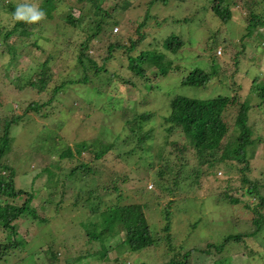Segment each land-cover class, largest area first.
<instances>
[{
  "label": "rangeland",
  "instance_id": "374dc122",
  "mask_svg": "<svg viewBox=\"0 0 264 264\" xmlns=\"http://www.w3.org/2000/svg\"><path fill=\"white\" fill-rule=\"evenodd\" d=\"M73 1L69 0V3ZM118 1L105 0L103 8L113 11ZM150 1L131 0L132 4L125 12L116 14L114 19L120 23L109 26L110 35L101 34L102 37L89 40L88 55L96 58L100 66L104 65L101 76H109L111 84L98 80L65 86L64 91L51 102L52 105L42 112L48 116L42 113L25 115L23 121L13 127L16 142L13 152L5 159L16 169L17 187L36 191L33 205L42 215H47L49 223L21 219L19 229L27 242L10 257L14 261L12 264H66L71 256L77 258L73 264H166L173 255L166 244L124 251L122 242L116 249L111 235L98 242L99 254L102 255L99 259H92L99 255L91 250L92 245H89L92 243L85 247L88 257L78 259L87 236L81 227V221L85 219L81 216V203L75 202L80 200L81 194L99 185L109 187L110 195L105 196V201H116L121 191L123 203L148 205L145 211L154 231H159L170 221L164 216L165 210H169L173 241L176 246L184 248L182 252L194 250L190 255L193 264H214L224 254L226 257L230 254L231 264H264V221L257 236L231 241L224 252H216V249L210 255L202 252L207 244H218L230 234L255 232L257 228L254 205L260 199L249 194L246 184V189L240 188L241 174L236 170L244 163L236 162L230 173L225 165H216L210 175L192 179L194 189L190 190L189 182L183 186L181 183L174 194L159 188L156 181L161 167L160 154L170 158L174 170L184 163L187 164L185 172H191L192 167L199 163L194 157V147L186 137L179 132L167 136L169 133L163 125V117L169 113V102L178 95L210 99L221 94L233 95L237 91L242 101L251 98L253 107L249 124L255 139H258L255 156L264 155V101L259 95L260 90L255 88L259 82H264V27L255 29L252 36H244L247 32L245 17L249 10L242 0H226L232 4L233 17L225 24L214 15L211 0H168L167 3L159 0L153 4ZM13 2L17 6L27 4L41 11V0ZM88 7L85 19L77 26L65 21L56 11L53 19L44 13L43 18L30 23V35L16 33L10 37L9 41L22 53L18 60L12 61L8 74L0 67V102L10 107H0L1 114H24L33 101L46 102L50 98L49 92L38 91V87L16 84H26L30 75L38 78L37 71L45 61L56 79L70 78V74L80 68L77 64L80 45L91 36L88 25H94L96 20L93 12H87ZM59 8L66 10L68 6L63 3ZM257 10L263 13L264 3L257 6ZM73 13L78 17L81 8L75 5ZM147 15L150 16L148 22L139 29ZM1 17L6 24L15 22L13 14L8 11H4ZM173 33L185 42L175 53L163 44L164 38ZM141 35L142 39L138 40ZM242 37L246 55H241L237 66V48L225 46L230 39L238 41ZM119 41L126 48L109 52V45ZM133 41H136L135 48H131ZM146 49L165 52V59L172 60L167 74L159 73L155 64H149L145 69L146 76L131 68L130 58L137 57ZM216 49L217 55L214 54ZM108 56L110 59L106 60ZM1 57L0 65L11 60L9 53L1 56L0 52ZM213 61L219 66V75L213 76L206 86L182 84L181 78L189 69L198 66L209 69ZM83 72L78 70L72 77L83 75ZM135 111L154 114L148 125L152 129V137L146 143L149 153L139 147L134 153L129 152L135 145L132 138L129 139L132 134L125 127V120ZM83 141L115 142V148L100 159L95 158L91 149L83 150L74 159L61 156L66 146ZM182 151L184 153H180ZM81 161L87 163L92 171L88 174L80 171L77 177H70L71 169ZM249 163L251 170L247 175L260 183L259 190L264 195V157L260 161L249 157ZM115 184L120 191L115 190ZM100 190L101 193L106 192L105 189ZM226 190L242 201L232 205L223 196ZM48 196H52L55 203L43 209V199ZM55 204L60 206L59 210ZM260 210L264 214V207ZM7 233L0 228V240L5 239ZM162 233L165 234L164 231ZM20 249L25 250L24 255L18 254ZM51 253H58V259ZM106 254L110 257L108 260H104ZM117 256L120 262L116 260ZM198 257L202 259H195Z\"/></svg>",
  "mask_w": 264,
  "mask_h": 264
},
{
  "label": "trees",
  "instance_id": "16d2710c",
  "mask_svg": "<svg viewBox=\"0 0 264 264\" xmlns=\"http://www.w3.org/2000/svg\"><path fill=\"white\" fill-rule=\"evenodd\" d=\"M13 1L14 0H0V52L1 56H5L7 53L11 55L9 63H2V65H0V67L5 70L6 74L9 73L12 61L18 60L22 53L18 46L9 41L10 37L16 33H19L20 35H30L32 33V30L29 27L30 23L27 21L14 20V24H6L3 21L1 15L4 11H8L12 14L16 11L17 5ZM104 1L105 0H74L69 3V0H41L39 9L45 13L47 18L53 19L55 17V12L58 11L65 21L73 26H77L79 22L85 19V9L89 6L87 12H90V14L93 12L96 16V20L94 25H88V30L92 31L91 36L80 45L78 52L79 62L77 63L80 68L75 69L70 74V78H53L54 75L49 72L50 69L48 67V62L45 61L37 71L38 78H34L33 75H30L29 78H27L26 84L20 82L16 83L20 87L30 85L31 87H38V91L49 92L51 95L46 102L37 100L33 101L28 105L24 114H12V112L9 114L0 113V228L8 232L5 239L0 240V264H12L14 261H11L10 257L13 256V253L16 250L18 251L19 247L23 248L27 242L26 236L21 234L18 225L22 218H30L31 220L36 219L35 221L37 222L49 223L47 215H42L39 212V208L33 205V201L37 198L36 191H29L17 187L16 169L11 162L5 159L11 152H13L14 143L16 142L13 127L23 121L25 115H35L45 111L52 105L51 102L55 100L56 96L64 91L63 88L65 86L76 84V82L90 83L98 80L103 84H111V82H109V76H104L103 74L101 76V71L104 65L100 66L99 61L96 58H92L88 55L89 40L92 37L101 36V34L105 36L110 35L111 32L109 26L111 25L112 27V25L120 23L118 19H114L116 14L119 12H125L132 2L131 0H119L116 7H114V10L109 11L103 8L102 4ZM157 1L159 0H151L149 3L153 4ZM242 1L243 5H246V8L249 10L248 16L245 17L248 33L246 32L247 34L245 33L244 36H252L255 29L264 27V12L262 13L257 10V6L263 4L264 0ZM162 2L167 3L168 0H162ZM211 2H213L211 9L214 15L217 16L223 24L229 22L233 17L231 9L232 4L230 5L226 0H211ZM63 3L68 6V9L62 10L59 8L60 4ZM232 3L237 4V2L234 1ZM75 5L81 8V13L78 17L73 13V7ZM149 18L150 16L147 15L139 29L143 28ZM188 20L189 19H183V21ZM1 39H3L2 43ZM141 39L142 35L138 40ZM210 39L211 38H209L207 44L208 49L210 48ZM136 41H133L131 48L136 47ZM243 42L244 37L238 41L230 39L225 46L226 48H228L227 46L229 45L233 46V48H237V52H235V63L237 66L240 64V57L246 55ZM1 44L3 45L1 46ZM163 44L166 48H169L172 53H175L185 44V42L179 35L173 33L164 38ZM117 48H126V46L121 41L118 43H111L109 45V52H112ZM217 49L214 53L215 55H217ZM165 57V52L146 49L137 55V57L130 58L132 60L130 66L138 74L146 76L145 69L151 64H155L159 73L167 74L173 62L171 59L166 60ZM105 59H110V56ZM2 61L1 57L0 62ZM78 70H84L83 75L76 74L72 77V74ZM218 71L219 66L214 61L212 65L209 66V69L199 66L192 67L187 74L185 73L183 75L181 82L185 85L206 86L211 82L213 76L219 75ZM20 78L21 76L16 77L15 82ZM255 88L260 90L259 95L264 101V82H259ZM101 90L102 88L99 89V91ZM251 94H253V91H251ZM250 100L251 98H246L242 101L241 95L237 91H234L233 95L221 94L210 99L191 98L178 95L170 100L169 113L163 117L164 128L169 133L167 136H170L175 132L183 134V136L186 137L187 142L194 147L193 149L196 152L194 157L199 163L192 167L193 169L191 172H185L187 164L184 165V163L180 164L179 169L174 170L173 165L170 163V158L164 154H160L161 167L156 174L157 186L159 188H162L163 190L165 189L174 194L175 190L181 186V183L183 186L189 182V188L192 190L194 189V187H192L193 178L199 176L203 178V175H210V172H212V169L216 167V165H225L230 173L232 165L238 162L244 163L242 167H236L237 172L241 174L240 188H245L246 184L248 186L247 189L249 194H255V197L260 199V201L254 205V212L256 213L254 223L257 225L255 232L248 231L245 233L230 234L225 237L221 243L207 244L202 252L208 255H210L215 249L216 252H224L226 245L231 241L239 242L246 237L257 236L263 227L264 214L261 212L260 208L264 207V195L260 193V183L256 180H252L247 175V172L251 170L249 157H255V159L259 161L260 159L263 160L264 157L263 154L257 158L255 156V149L258 146L256 140L258 139H255L253 128L249 124L253 107ZM0 107L10 109L6 103L3 104L2 102H0ZM30 111L34 113H31ZM153 115L154 114L151 112L140 113L135 111L125 120V127L128 128L132 134L129 139L132 138V142L135 145L133 149L129 151L130 153H134L137 150V147L148 152L146 143L152 137V129L148 128V125L149 122L153 120ZM43 116H48V113L43 114ZM231 128L233 129L231 130ZM114 148L115 142L88 143L83 141L80 143L77 142L73 146H66L62 150L61 156L74 159L77 155L81 154L83 150L91 149L94 152L95 158L100 159L106 154L108 155V153L114 150ZM180 153H184V151ZM80 171L88 174L92 169L87 163L81 161L77 166L71 169L69 175L70 177H77L80 174ZM188 179L190 180L188 181ZM166 180H168V182H166ZM114 181L116 182V180ZM196 182L193 181V184ZM114 188L116 191H120L117 184L114 185ZM100 189H105L106 192L101 193ZM108 190V186L99 185L97 188L81 194L79 197L80 200L77 199L75 202V204L81 203L80 207L83 210L81 216L85 217V219L81 221V227H83L87 236V240L82 243L84 249L80 250L81 254L78 256V259L88 257L87 249H85V247L88 246V243H92L89 245H92L91 250L97 251L99 254L100 246L98 242L104 237L111 235L115 240L114 244H116V249L120 242H122V250L124 251H138L150 246L166 244L169 250L173 252L172 257L166 264L194 263L193 258L190 257L191 251L194 252V250L190 249L182 252L184 251V248L176 246L173 241L172 233L170 232L172 224L170 219L171 212L169 210H165L164 216L170 221L159 231H154L151 228L150 221L148 220L145 211V208L148 205L143 203H123L121 191L118 193V199H116V201H105V196L110 195ZM223 196H225L232 205H237L242 201L239 197L231 195L228 190L223 193ZM54 203L52 196H48L46 199H43L41 206L44 209L46 208V205H54ZM55 206L56 209L59 210L60 206L58 204H55ZM162 231H164L165 234H163ZM21 235H23V237ZM94 244L97 246L96 248L94 247ZM59 252L60 251H58V253ZM58 253L57 255L51 253V255L57 260ZM18 254L24 255L25 250L20 249ZM101 256L102 255L99 254L92 259H99ZM227 257L224 254V256L219 257L214 261V264H231L230 254H227ZM109 258L108 254L104 256V260H108ZM118 258L119 256L116 257V260L120 262V258L119 260ZM76 259V257L72 258L71 256V258H68L66 264H73ZM195 259L200 260L202 258L198 257ZM122 264H125V262Z\"/></svg>",
  "mask_w": 264,
  "mask_h": 264
},
{
  "label": "clouds",
  "instance_id": "9594fccd",
  "mask_svg": "<svg viewBox=\"0 0 264 264\" xmlns=\"http://www.w3.org/2000/svg\"><path fill=\"white\" fill-rule=\"evenodd\" d=\"M44 12L38 11L34 7L27 4L18 5L13 17L18 21H27L29 23L36 22L43 18Z\"/></svg>",
  "mask_w": 264,
  "mask_h": 264
}]
</instances>
